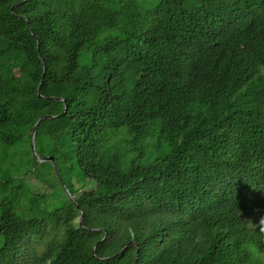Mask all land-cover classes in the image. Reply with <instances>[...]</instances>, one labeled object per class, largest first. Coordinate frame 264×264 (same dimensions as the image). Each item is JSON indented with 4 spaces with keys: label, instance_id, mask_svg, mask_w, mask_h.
Returning a JSON list of instances; mask_svg holds the SVG:
<instances>
[{
    "label": "trees",
    "instance_id": "trees-1",
    "mask_svg": "<svg viewBox=\"0 0 264 264\" xmlns=\"http://www.w3.org/2000/svg\"><path fill=\"white\" fill-rule=\"evenodd\" d=\"M259 252L264 0H0V264Z\"/></svg>",
    "mask_w": 264,
    "mask_h": 264
},
{
    "label": "water",
    "instance_id": "water-1",
    "mask_svg": "<svg viewBox=\"0 0 264 264\" xmlns=\"http://www.w3.org/2000/svg\"><path fill=\"white\" fill-rule=\"evenodd\" d=\"M40 87H41V82H40V84H39V86H38V94H39V95H40V93H39V91H40ZM54 98H55V99H61V100H63V102L65 101V100H64L63 98H61V97H54ZM66 108H67V105H66L65 102H64V106H63V109H62V111H61L60 114H58V115H52V114H49V115H45V116H40V117L36 120V122H35L34 125H33L32 131H31L30 146H31L32 154H33V156L37 159L38 162L50 161V162L53 164L54 169H55V171H56V174H57V177H58L60 183H61L62 186L65 188L66 192L69 194L70 198H71L72 200H74L73 196L69 193L68 189L65 187V184H64V182H63V180H62V178H61V175H60V173H59V170H58L57 164H56V162H55V160H54V157H53L52 155H48V156H40V155H37V154H36V151H35V136H36L37 126H38V124L40 123V121H41L44 117H45V118H53V117H57V116H59V115H63V114H65V112H66ZM82 217H83V212L81 211V215H80V218H79L80 221H81ZM96 245H97V244H95V245L93 246V252H95ZM123 249H124V247H123L119 252H122Z\"/></svg>",
    "mask_w": 264,
    "mask_h": 264
},
{
    "label": "clouds",
    "instance_id": "clouds-1",
    "mask_svg": "<svg viewBox=\"0 0 264 264\" xmlns=\"http://www.w3.org/2000/svg\"><path fill=\"white\" fill-rule=\"evenodd\" d=\"M257 255H258L261 259H264V252H259V253H257Z\"/></svg>",
    "mask_w": 264,
    "mask_h": 264
},
{
    "label": "rangeland",
    "instance_id": "rangeland-1",
    "mask_svg": "<svg viewBox=\"0 0 264 264\" xmlns=\"http://www.w3.org/2000/svg\"><path fill=\"white\" fill-rule=\"evenodd\" d=\"M44 162V161H43ZM45 162H47V161H45ZM32 183H37V181L36 180H34V179H32V181H31Z\"/></svg>",
    "mask_w": 264,
    "mask_h": 264
}]
</instances>
